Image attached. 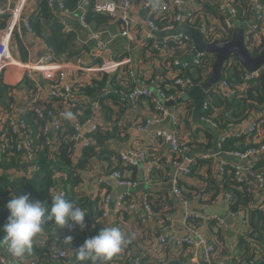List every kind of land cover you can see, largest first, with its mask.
I'll use <instances>...</instances> for the list:
<instances>
[{"label":"built area","instance_id":"2783aa9c","mask_svg":"<svg viewBox=\"0 0 264 264\" xmlns=\"http://www.w3.org/2000/svg\"><path fill=\"white\" fill-rule=\"evenodd\" d=\"M7 6L0 8V21L4 20V26L0 27V75L8 68L24 69L29 77L32 78L34 89L29 94L28 104L20 107L18 102H13L4 110L3 116L0 117V162L3 161V156L7 155L9 137H15L16 151H21L18 158L21 159V164L30 167L27 176L31 177L36 170L35 165H31L35 155L32 148L31 130L27 125L24 115L26 112L33 114V117L38 122L43 124L41 128L42 135L46 137L45 144L52 147L53 140L49 138V127L53 132L62 131L63 121L66 120L72 126L74 133L68 138L73 147L86 148L93 144V139L88 137L91 133L101 129L98 123V103L95 100L87 103L84 98H80V90L75 87L72 79V68L66 60L60 62L56 60L49 52L36 59L35 61L22 64L17 61L12 52V43L15 38L27 44L24 37L23 29L31 33L29 29V16L23 11L24 6L18 9L20 3L26 0H19L15 4L14 0H5ZM14 2V6L10 7V2ZM64 0H56L57 5L61 10ZM213 2V6L219 17L209 16L202 10L201 5L197 0H106L101 3L94 4L92 11L106 15L109 17L112 24L119 23L116 32H109L107 29L100 31H91L89 24L85 21V13L88 6V0H80L74 13L79 18L82 30L89 33L88 42L95 43V51L101 54L109 43L125 38L131 40L133 33L141 34L142 46L149 45L151 49L158 53L162 58L160 61L161 70L156 77L155 82L145 84V79L138 81L135 69L131 66L130 60L126 58H118L116 60H105L98 67H83L80 65L79 70L83 73L90 74L92 78L101 77L103 75H115L121 83L119 88L113 85L108 86L105 90L114 94L119 102H123L127 107L135 109L143 100L151 102L154 105L156 115L146 118L135 124L137 131L143 133L149 131L150 127L160 124L164 120H170V128H160L153 135L158 142L159 147L167 149L173 155V166L183 175L191 174L190 168L183 167L181 157L184 155L185 147L181 142V133L179 120L176 115H170L169 112L162 106V102L168 99L165 91L175 90L180 88L183 90L181 95L175 99H181L185 92L195 87L191 77H195L194 71L204 63L206 54H193L194 47L187 49L190 39L183 34L172 33L164 37L161 47L156 45L155 36L157 33L174 32L179 25H187L197 31L207 43L213 41H222L228 38V32L232 30L235 24L243 26V43L248 53L252 56L257 55L264 47V3L262 0H244L247 5L246 13H249L247 19L241 24L238 22L241 11L238 9L237 0H208ZM137 2L139 10L143 13V20L135 24L132 16V10ZM67 12V11H65ZM164 23L162 27L159 24ZM62 31L69 33L70 30L65 24ZM30 35H33L31 33ZM230 40V39H229ZM191 42V41H190ZM176 45L179 51L188 53L191 59L180 62L177 58H171V51L168 44ZM148 46V47H149ZM193 48V50H191ZM256 53V54H255ZM232 63L228 60V65ZM243 74L240 76V81L235 82L234 79L228 81L222 80L218 85L212 88L211 92L227 100L247 98L248 91L253 90L260 82V77L264 73V67L259 70L246 73L243 69ZM40 74L42 79L48 82L46 97H42L41 82L36 81L34 75ZM189 74V75H187ZM84 84H90V80L82 77ZM109 79V78H108ZM79 81V79H78ZM80 82V81H79ZM82 83V81H81ZM83 85V84H82ZM81 85V87H82ZM10 94L13 99L14 88H10ZM106 92V93H107ZM176 94V93H175ZM256 94H254V97ZM173 99V98H171ZM43 101V103H41ZM210 99H205L202 112L208 108ZM251 104L256 105L255 101ZM91 107V114L83 123L74 119H67L63 115L66 112H71L74 109H86ZM210 108V107H209ZM210 119H202L208 123L213 129L217 128V123ZM241 121H245L242 120ZM264 123V114H259L250 122L249 133L261 131V126ZM225 130L220 134L218 147L221 148L228 137L244 140V146L247 147L244 151H234L229 153L241 161H247L243 166L237 162L226 163L219 162L215 166V171L220 176H231L234 183L242 185L236 189L242 190L247 196L252 199L249 206L243 207V211H229L225 217L230 220H235L241 214L242 223L248 227V212L250 209L264 212V169L257 168L259 163H264V141L259 144H251L245 138L244 133H230L232 124L225 125ZM152 154L147 149H131L127 152H120L115 157V166L106 168L105 179L102 182V187L106 189L125 188V193H119L116 199L111 201V193H105L99 199V207L101 209L100 219L108 215L110 203H114L117 210L127 209L136 215H144L150 218H157L158 212L164 210L162 206L165 198L159 199L156 196L144 195L138 202L129 201L128 193L135 190L139 186V181L131 180L125 173L115 167L123 166L138 168L143 163L148 161ZM113 165V164H111ZM62 187V186H61ZM50 195L56 193L55 187L50 189ZM168 198H173L176 209H181L180 219H177V214H173L165 218L169 223L167 229L156 236L157 245L165 250L171 245H176L179 248H184L187 254L185 264H200L199 257L203 264H224V261L219 257V247L216 244L213 236L205 235L200 227L201 221L213 223L216 226V231H226L228 225L224 217L213 215L209 218H201L190 209L189 201L178 185H174L171 189ZM225 201L232 204L231 194L224 195ZM0 212L8 213L6 205L0 204ZM164 221V218H163ZM182 230L181 234H175V225ZM248 233V232H247ZM246 233V239H247ZM93 237L89 232L84 235L86 239ZM64 243V242H63ZM65 244V243H64ZM68 245V244H67ZM70 247L61 249L55 246H47L41 244L39 249H46L53 257L66 261L71 253L77 254V248ZM250 260L242 264H264L262 251L254 242L249 243ZM73 254V255H74ZM180 256V255H179ZM18 261V259H15ZM158 261L154 257L145 254L144 256H135L131 253L126 255H117L108 264H157ZM179 262V257L168 258L167 264ZM1 264H8L7 260L0 257ZM28 264H40L34 260L28 259ZM89 264H92L89 261ZM104 264V262H101Z\"/></svg>","mask_w":264,"mask_h":264},{"label":"crops","instance_id":"0c3cea01","mask_svg":"<svg viewBox=\"0 0 264 264\" xmlns=\"http://www.w3.org/2000/svg\"><path fill=\"white\" fill-rule=\"evenodd\" d=\"M17 5L19 0H14ZM102 0H95L94 4L101 2ZM51 7H52V1ZM7 2L5 0H0V8H5ZM10 7L14 6V2H10ZM26 15L31 16L33 11L36 9L35 0H26L18 5V9L22 7ZM59 7V6H58ZM60 9V8H59ZM53 18L65 24L70 32L73 34L72 51L75 53L69 59L59 58L60 62H69L72 68V79L76 88L80 89L81 85L89 86L90 84H84L82 77L90 80L96 79L97 77H89L93 73H83L79 70L80 65L83 67H98L105 60H116L118 58H126L130 60L131 66L135 69L137 74V80L145 79V82H155L156 77L159 74L160 67V57L157 53L156 56L150 55L146 51L144 46H142V36L141 34L133 33L131 35V40L125 38L117 39L105 48V50L99 54L95 51V43L88 42L89 33L82 30L79 18L74 12H65L60 9L56 12L52 7ZM143 12L139 10L137 2L132 10L133 20L135 24L143 20ZM91 31H100L107 29L109 32H116L119 27L115 23H109V26L100 28L99 30L93 29L89 24ZM24 37L26 38L27 44L23 41L15 38L12 43V52L14 57L18 62L22 64H28L39 57L46 55L48 49L45 44L37 37L30 35L28 31L23 29ZM174 32H162L157 33L155 36V42L157 46L162 45L164 37ZM19 45L23 49V54L19 50ZM149 51H153L149 46ZM155 58V59H153ZM94 75V74H93ZM36 81L41 82L40 87L42 89V97H46V92L48 88V82L42 79L40 74L34 75L33 77ZM1 82L7 89L14 88L13 100L18 102L20 107L26 106L29 101V94L34 89V83L31 77L27 75L24 69L8 68L0 75ZM79 79V81H78ZM99 80V78H98ZM82 81V83H81ZM80 98L86 99L87 103H91L96 99L93 96L86 95L83 91L79 93ZM192 105L193 101L189 100ZM174 102L173 105L167 106L166 103ZM43 103V101H41ZM8 100L3 98L0 100V117L3 116L4 110H6ZM117 101L113 99L106 100L104 106L101 107L98 103V123L101 125V131L110 132L112 129L117 128L119 131L116 136H113L105 143V150L109 151L110 155V167L115 166L114 157L120 152H127L131 149H142L145 148L150 154L153 155L148 161L143 163L137 169H127L124 170L125 176L131 180L139 181V186L128 193L129 201L138 202L144 195L156 196L159 199L165 198L162 206L164 210H160L157 214V218H150L142 216L140 214L136 215L131 213L126 208L117 210L114 207V203L108 208V215L102 219H98L102 228L104 227H119L125 235L131 240L130 244L118 255H126L131 253L135 256H144L145 254L150 257H154V260L158 261L157 264H167L168 258L179 257L180 264H185V258L187 257L185 247L179 248L176 245H171L169 249H161L156 243V236L167 229L169 223L165 221L166 217L173 214H177V219H180L181 209L177 210L175 207V202L173 198H168L172 187L176 184L185 194L189 201L190 209L195 212L199 217L205 219L213 215L224 217L228 228L226 231H216V226L214 223L208 224L207 222L201 221L199 227L201 231L207 236H213L215 238L216 244L219 247V257L224 261V264H237L245 256V248L243 243L244 237L246 238V233L249 231L242 223L241 214L235 220H230L225 217L231 210V204L229 205L224 199V191L221 190L222 182L224 178L228 176H220L215 171V166L217 161L233 163L237 162L239 165L243 166L247 161H241L229 153L237 150H223V145L221 148L218 147V142L220 134L224 132L225 126L213 129L206 122H199L194 120L193 117V107L187 108L184 101L177 103V99H165L162 102V106L169 112L170 115H176L179 120L181 142L185 147L184 155L181 157V162L183 167L190 168L191 174L183 175L180 171L176 170L173 166V155L168 152L167 149L159 147L158 142L154 139L153 135L160 128H170V120H164L160 124L150 127L149 131L139 132L135 128V124L149 117L154 116V112L150 111L149 102L143 100L135 109L123 108L121 109L117 105ZM251 108L247 110L246 116L242 118L241 121L237 119H231L230 123L232 128L230 133H244L245 138L251 144H259L264 141V123L261 126V131L249 133L250 122L255 119L259 114H264V101L260 104H251ZM89 114H91V107L88 105ZM221 110L214 108L212 115L217 117ZM82 116V113H79ZM227 116V115H226ZM86 117V118H87ZM200 117V116H199ZM218 119V118H217ZM51 134L52 130L49 127ZM53 136V135H52ZM229 138V137H228ZM230 137L229 139H231ZM234 139V138H233ZM228 140V139H227ZM244 141V140H243ZM54 147V145H52ZM79 148V147H78ZM81 151V149H78ZM211 162L213 167H211ZM113 164V165H111ZM89 167L78 173L80 184L77 186V191L80 195L86 197L91 201H96L101 199L105 193H111V201L115 200L122 190L115 188L104 189L102 187V182L105 179V171L108 168L107 163L101 160H91ZM2 165H0V177L9 176L11 179L26 177L29 167L25 164L19 165L13 170L12 173L9 171L1 170ZM58 174L55 177H60ZM57 181V179H56ZM206 181L211 182L210 186L206 185ZM63 186L59 180L55 184L56 192L62 191ZM128 192V191H126ZM12 198L11 194L0 196V204L7 205V202ZM50 205V204H49ZM243 211V208L236 212ZM164 218V221H163ZM85 227L80 229L75 227L76 230L71 246L77 248L84 244V235L86 232L91 233L94 229L92 223H86L84 221ZM175 234H181L182 230L175 225ZM98 233L100 231H97ZM64 232L62 231H48L42 232L36 238H34V245L40 246L41 244L47 246H55L61 249L70 247L69 244H64L63 240L65 238ZM82 238V240H81ZM74 244L76 246H74ZM2 257L5 258L8 264H28V259L22 261L12 260L5 253L2 247ZM39 248V247H38ZM249 249V248H248ZM71 253L66 259L67 263L72 264L78 261L77 254ZM180 255V256H179ZM116 257V256H115ZM39 263V262H38ZM199 263H202V259L199 257ZM41 264V263H40ZM48 264H53L49 263ZM55 264H59L55 262ZM89 264V263H88ZM262 264V263H259Z\"/></svg>","mask_w":264,"mask_h":264},{"label":"trees","instance_id":"16d2710c","mask_svg":"<svg viewBox=\"0 0 264 264\" xmlns=\"http://www.w3.org/2000/svg\"><path fill=\"white\" fill-rule=\"evenodd\" d=\"M36 1V9L33 11L31 16H29L28 24L31 33L34 34L35 37L39 38L47 47L48 52L54 56L56 60L59 58L69 59L75 55L72 51V42H73V34L71 32L65 33L62 31L63 25L56 21L53 18L52 7L50 0H35ZM95 0H88V6L85 13V21L87 24H90L93 29L99 30L100 28L109 26L111 22L109 17L106 15L97 14L92 11V7L94 5ZM202 7L204 13L209 16L219 17V12H216V9L213 6V2L208 0H197ZM238 2V9L241 11L240 18L238 22L241 24L244 22L249 13H246L247 5L244 0H237ZM264 3V0H262ZM80 0H64L62 2V9L63 11L67 12H74L79 5ZM213 3V4H212ZM119 26V23H115ZM164 23L159 24V27H162ZM4 26V20L0 21V27ZM231 31L228 32V38L223 39L222 41H228L230 39ZM193 47L192 43L189 41L187 49ZM146 49L150 55L156 56L157 53L155 51H149L148 46L143 47ZM168 48L171 51V58H177L180 62L191 59L190 55L185 54L184 51H179L176 45L169 43ZM19 50L21 54H23V49L19 45ZM193 50V48L191 49ZM256 54V53H255ZM155 59V58H153ZM162 58H160V61ZM214 61V56L206 55L204 59V63L195 69L194 73L195 77H191L189 74L193 84L196 86L204 82L209 76L211 71V65ZM232 63L230 66L228 65V61L223 68V80L228 81L230 79H234L235 82L240 81V76L243 74L241 67L236 63L234 59H230ZM99 78V80H98ZM93 79L90 82V85L83 86L79 90L84 92L86 95L93 96L97 101H99V105L101 107L104 106V102L109 99H115L117 101V105L123 109L126 108V104L123 102H119L117 97L110 92H107L105 89L113 85L115 88L121 89L119 86L121 83L117 80L115 75L107 76L103 75ZM109 78V79H108ZM149 82H145L147 84ZM119 84V85H118ZM10 89H7L4 86L0 79V100L6 98L8 100L7 107L13 102V99L10 94ZM107 92V93H106ZM168 98H177L178 95L183 93V90L180 88H176L175 90H169L164 92ZM176 93V94H175ZM184 90V94H185ZM178 94V95H177ZM254 94L256 96L254 97ZM182 98V97H181ZM205 99H210V104L206 110L201 112L199 117V122L203 119H210L212 117L213 109L221 110L220 114L217 117L212 118L214 122L217 123V129L221 125V127L225 126L226 124L230 123L231 119L240 120L244 116L248 109L251 108V101H255L257 104H260L264 101V73H262L260 77L259 84L254 87L253 90L248 91L247 98H238V99H230L227 100L220 96L214 95L211 91H209ZM86 101V99H84ZM178 100V99H177ZM88 102V101H87ZM185 104L187 108H192L193 105L190 101H186ZM150 111L154 112V105L149 102ZM210 107V108H209ZM128 108V107H127ZM73 114V119L83 123L86 117L89 114V109H74L71 111ZM79 113L83 115L80 116ZM154 115L156 113L154 112ZM227 115V116H226ZM27 125L31 130V140H32V148L34 151V161L31 165H35L36 170L34 171L31 177H20L11 179L9 176L0 177V196L11 194L20 195L24 193H30L31 198L33 200H41V201H49L51 205V195L50 189L55 187V184L59 180V182L63 186L62 192L65 194V198L71 202H74L77 206L85 211V222L92 223L94 226L93 231L90 233L92 236L98 234L97 231L102 229L101 224L99 223L98 219L101 217V209L99 207L98 199L96 201H91L86 197L79 194L77 191V186L80 184V179L78 173L80 171L86 170L90 165L89 163L91 160H101L107 163L108 168H110V155H112L109 151L105 150V143L113 136H116L118 133V129L114 128L110 132L101 131L102 129H98L95 132L91 133L88 137L93 139V144L86 147H73L72 143L69 141V137L74 133L72 126L66 120L63 121V128L62 131L53 132L49 131V138L53 140L52 145L54 147H48L45 144L46 137L42 135L41 128L43 124L38 122L33 114L30 112H26L23 116ZM218 118V119H217ZM53 135V136H52ZM7 149V155L3 156V161L0 162L2 165L1 170L9 171L10 173L13 172L15 168L21 165V159L18 158V154H21V151H16L15 148V137L10 136ZM247 147L244 146V141L242 139H228L223 144V150H237V151H244ZM78 149H81L79 151ZM28 166V165H27ZM29 167V166H28ZM211 167H213L211 162ZM116 169H120L124 172L127 169H135L133 167H126L123 166H116ZM257 168L264 169V163H259ZM30 169V167H29ZM28 169V171H29ZM137 169V168H136ZM28 174V173H27ZM60 174L61 176L55 177L56 175ZM229 178L225 177L224 181L222 182L221 190L224 191V194L228 193L231 194L232 204H231V211H238L243 207H247L252 202V199L247 196L245 193L242 192L240 189L237 188L241 187L242 185H238L234 183L231 176ZM57 179V181H56ZM206 185L210 186L212 183L209 181L205 182ZM49 205V207H50ZM9 213H2L0 212V226L6 222ZM214 223V222H213ZM210 224V223H208ZM212 224V223H211ZM248 233L247 239L244 237V248H245V256L241 261L237 264H242L248 262L250 260V247L249 243L254 242L257 244L261 251L262 257L264 258V212L259 210H252L250 209L248 212ZM48 231H62L64 232V236H74L76 230H69L67 227L63 229H58L54 222H48L43 226L42 232ZM221 230H217V232ZM90 232V231H89ZM3 236V233L0 232V237ZM249 248V249H248ZM0 257H2V252L0 248ZM24 259L34 260L37 263L41 264H48L55 262L59 264H65L67 261H63L61 259L53 257L50 253L47 252L46 249H39L37 246L33 244V252L31 255H27L23 259H18V261H22ZM88 262H81L76 261L72 264H88ZM1 264V263H0ZM170 264H180V262H172ZM259 264V263H256Z\"/></svg>","mask_w":264,"mask_h":264},{"label":"clouds","instance_id":"9594fccd","mask_svg":"<svg viewBox=\"0 0 264 264\" xmlns=\"http://www.w3.org/2000/svg\"><path fill=\"white\" fill-rule=\"evenodd\" d=\"M229 59L234 58L230 57L227 61ZM63 115L67 119L74 118L71 112H66ZM51 201L49 207L46 200H33L30 193H24L12 196L7 202L6 208L9 215L3 226H0V232L3 233V236L0 237V247L4 249L10 259H23L27 255H31L33 252L34 238L42 233L43 226L48 222H54L58 229L67 227L70 231L75 227H79L80 229L85 227V211L74 202L66 199L64 192H56L51 197ZM72 240V236H67L63 242L65 244H71ZM130 242L131 240L119 227H104L97 235L86 239L84 244L79 247L77 250V259L81 262L91 261L92 264H101V262L108 264Z\"/></svg>","mask_w":264,"mask_h":264},{"label":"water","instance_id":"95a60500","mask_svg":"<svg viewBox=\"0 0 264 264\" xmlns=\"http://www.w3.org/2000/svg\"><path fill=\"white\" fill-rule=\"evenodd\" d=\"M51 1H52L53 9L56 12H59L60 9L57 5L56 0H51ZM175 32L177 34H183L191 40L194 46V51H193L194 55L204 53V54L212 55L215 58L211 67L210 77L200 85H197L194 88L187 91L186 94L181 99L177 100V103H181V101L186 102L189 101L190 99L193 101V117L195 121H198L199 116L202 112L206 94L213 87H215L221 82L222 69L228 58L230 57L234 58L246 73H252L264 67V47L257 55L255 56L250 55L243 43L242 25H238V24L234 25L230 40L228 41L217 40L211 43L205 42L202 36L197 31L184 24L179 25L175 29ZM173 104L174 102L166 103L167 106L168 105L171 106ZM117 189L122 190V192H126L125 188H117ZM74 246L76 245L74 244Z\"/></svg>","mask_w":264,"mask_h":264},{"label":"rangeland","instance_id":"374dc122","mask_svg":"<svg viewBox=\"0 0 264 264\" xmlns=\"http://www.w3.org/2000/svg\"><path fill=\"white\" fill-rule=\"evenodd\" d=\"M104 1H106V0H102L101 2H104ZM101 2H99V3H101ZM48 202V201H47ZM49 203V202H48ZM50 204V203H49Z\"/></svg>","mask_w":264,"mask_h":264},{"label":"bare ground","instance_id":"6f19581e","mask_svg":"<svg viewBox=\"0 0 264 264\" xmlns=\"http://www.w3.org/2000/svg\"><path fill=\"white\" fill-rule=\"evenodd\" d=\"M229 139V138H228Z\"/></svg>","mask_w":264,"mask_h":264}]
</instances>
